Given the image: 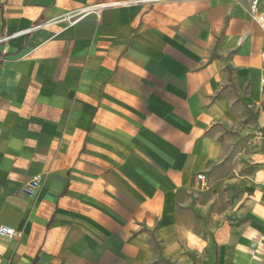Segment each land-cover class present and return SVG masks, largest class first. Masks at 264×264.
I'll return each instance as SVG.
<instances>
[{"label":"crops","instance_id":"obj_1","mask_svg":"<svg viewBox=\"0 0 264 264\" xmlns=\"http://www.w3.org/2000/svg\"><path fill=\"white\" fill-rule=\"evenodd\" d=\"M111 1L0 0V264H264V0Z\"/></svg>","mask_w":264,"mask_h":264},{"label":"built area","instance_id":"obj_2","mask_svg":"<svg viewBox=\"0 0 264 264\" xmlns=\"http://www.w3.org/2000/svg\"><path fill=\"white\" fill-rule=\"evenodd\" d=\"M133 1L134 0H116V1H111V2L92 3V4L84 5L82 7L68 9L53 17L37 21L25 30H30V29H34V28H37L43 25H50V24H62L61 27L64 28V27L74 24L77 20H79L80 18H82L84 15L88 13H95L98 15L100 10L104 7L119 5V4H124V3H130ZM257 1L258 0L250 1V9L254 17H256L255 7H256ZM3 38L4 37H0V40H2ZM196 177L198 179H202L204 178V175L198 172L196 174ZM42 179H43V172L35 173L31 177H29L25 181V183L22 184L21 190L28 195H33L35 189L40 185ZM21 234H22V231L20 229H17L7 224L0 223V236L5 237L7 239H11L14 237L18 238L21 236Z\"/></svg>","mask_w":264,"mask_h":264}]
</instances>
